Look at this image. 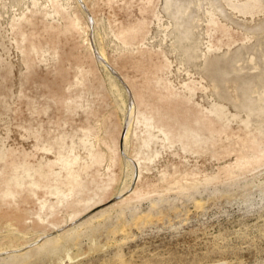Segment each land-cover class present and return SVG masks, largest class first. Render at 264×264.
I'll return each mask as SVG.
<instances>
[{
    "label": "rangeland",
    "instance_id": "374dc122",
    "mask_svg": "<svg viewBox=\"0 0 264 264\" xmlns=\"http://www.w3.org/2000/svg\"><path fill=\"white\" fill-rule=\"evenodd\" d=\"M0 264H264V0H0Z\"/></svg>",
    "mask_w": 264,
    "mask_h": 264
},
{
    "label": "bare ground",
    "instance_id": "6f19581e",
    "mask_svg": "<svg viewBox=\"0 0 264 264\" xmlns=\"http://www.w3.org/2000/svg\"><path fill=\"white\" fill-rule=\"evenodd\" d=\"M127 138V137H126ZM126 138H125V141H126Z\"/></svg>",
    "mask_w": 264,
    "mask_h": 264
}]
</instances>
